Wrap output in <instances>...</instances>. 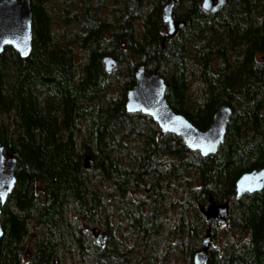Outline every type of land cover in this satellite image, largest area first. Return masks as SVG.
Masks as SVG:
<instances>
[{
	"label": "trees",
	"instance_id": "1",
	"mask_svg": "<svg viewBox=\"0 0 264 264\" xmlns=\"http://www.w3.org/2000/svg\"><path fill=\"white\" fill-rule=\"evenodd\" d=\"M200 1L175 2L173 17L185 26L168 37L161 16L166 0H60L59 19L70 30L54 40L46 0H30L28 56L10 47L0 55V145L16 162L14 186L0 206V264H55L66 245L76 248L80 264H116L126 253L111 242L109 214L100 225L108 244L87 241L77 222L98 214L95 183H112L117 200L128 184H142L147 201L130 202L121 212L138 214L128 226L149 240L157 229L153 203L160 199L151 182L164 178L186 190L175 224L180 251L190 242L188 264L202 245L198 206L208 196L228 203L226 223L243 237L210 247L205 264H264V186L240 198L234 189L241 173L264 168V0H228L215 12L202 10ZM105 55L117 61L110 72L101 63ZM141 64L160 72L167 103L198 129L219 106H229L216 153L201 156L179 137L160 135L148 116L126 112L125 91ZM69 205L75 221L64 215ZM28 238L32 245L24 251Z\"/></svg>",
	"mask_w": 264,
	"mask_h": 264
},
{
	"label": "water",
	"instance_id": "2",
	"mask_svg": "<svg viewBox=\"0 0 264 264\" xmlns=\"http://www.w3.org/2000/svg\"><path fill=\"white\" fill-rule=\"evenodd\" d=\"M177 0H166L162 8V20L166 26V35L172 37L184 26L185 21L176 20L172 9ZM228 0H201L204 11L214 12L226 5ZM5 47L12 48L21 58L28 56L31 47V9L30 0H0V55ZM264 60V54L261 55ZM101 63L105 71L110 72L117 66V61L110 55L103 56ZM134 83L126 90L124 109L128 113H140L148 116L157 126L159 134L171 133L178 136L183 145L197 151L201 156L214 154L223 141L225 129L230 116L227 105L219 106L212 115L211 121L204 129L195 127L184 115L175 112L167 103L164 93L167 83L154 69L148 72L141 64L134 69ZM264 84V72L262 74ZM15 158L4 154L0 145V205L11 192L15 182ZM84 167H88V159L84 157ZM264 186V168L245 171L235 180L236 197L245 193L259 191ZM229 208L227 202L216 203L210 196L207 205L198 207L206 223L202 238L203 245L192 255L193 264H205L210 246V229L213 223L220 224L227 220ZM90 231L99 244L103 243L102 234L94 228ZM2 235L0 226V237Z\"/></svg>",
	"mask_w": 264,
	"mask_h": 264
},
{
	"label": "rangeland",
	"instance_id": "3",
	"mask_svg": "<svg viewBox=\"0 0 264 264\" xmlns=\"http://www.w3.org/2000/svg\"><path fill=\"white\" fill-rule=\"evenodd\" d=\"M60 0H46V9H49L50 17L52 18V34L53 39L57 40L60 37L61 31L68 33L70 29H65L62 27V23L59 19L60 9H59ZM181 3H184V0H181ZM103 13H107V10H103ZM72 28V25H68ZM115 83V82H114ZM189 89L191 92V97H198V88L194 82H190ZM113 95L116 96L119 94V84L115 83L112 87ZM77 135H81L84 131L82 122L78 123ZM193 175H190L192 177ZM193 179V178H191ZM165 181V178L163 179ZM166 182V181H165ZM196 185V182L194 183ZM129 185V184H128ZM139 186V187H138ZM137 187L128 186V194L132 199L141 198L143 202L147 201L146 192L141 188L142 184L138 183ZM96 191L99 195L102 196L100 202V208L97 210V216L91 217L89 220L79 219L77 220L79 227L85 230L87 241H93L92 235L90 233V228H94L96 231H103L102 227V217L103 213L109 214V220L112 225V234L111 241L115 244H120V248L117 249L119 253H126V250H131V253L126 256L124 262L117 264H134L139 260L141 264H188V244H184V248L180 251L177 246L179 239V233L176 227H173V223L178 219L177 214L179 213L176 203L179 199H186V190L185 187L178 185L174 188L172 187V181L167 180L166 183L161 184V189L166 195V199L171 200L173 198L174 204L170 205L165 200L158 199V205H155V213L158 221L157 229L155 236L146 240L143 236L139 237L137 233H134L130 228V220L128 217L123 215L121 210L116 206L115 202L111 201L108 204L110 199V193L112 192V186L109 181L104 183L97 181L95 183ZM109 192V193H108ZM116 196V194H114ZM109 198V199H108ZM179 206V204H178ZM141 214L146 213L147 207H141ZM67 215L72 221H75L77 214L74 210L73 205L66 206L64 208V215ZM106 215V214H105ZM205 227V223L203 228ZM214 229H211L210 236V247L213 249H220L221 246L229 239H241L243 235L238 236L237 232L233 228L228 227L227 223L215 225ZM144 232V231H143ZM213 232V234H212ZM145 233V232H144ZM204 236V230L201 237V240ZM104 244H108L104 241ZM32 245V239L28 238L24 244V251H29ZM201 245L196 244V249H199ZM209 247V248H210ZM194 248V245L192 246ZM193 249L194 251L196 250ZM131 255V256H130ZM27 257V256H26ZM55 264H80L79 256H77L76 248L74 246L66 245L59 248L58 259ZM111 264H114L111 262Z\"/></svg>",
	"mask_w": 264,
	"mask_h": 264
},
{
	"label": "flooded vegetation",
	"instance_id": "4",
	"mask_svg": "<svg viewBox=\"0 0 264 264\" xmlns=\"http://www.w3.org/2000/svg\"><path fill=\"white\" fill-rule=\"evenodd\" d=\"M159 177H164V176H159ZM166 183L165 181H154V182H151V185H152V187H153V191H155L157 188H160V190L159 191H156V193H157V195H158V197H160V199H163V200H165L164 201V203L163 204H165V202H167L168 204H170V205H173L174 204V200H173V198L171 199V200H169V199H166V195H165V193H164V191L161 189V184L162 183ZM178 185V181L177 180H173L172 181V187L174 188L175 186H177ZM111 186H112V192L110 193V199H109V201H108V204H110L109 202H111V201H113V202H115V204H116V206L120 209V210H124V209H126V206H127V204L128 203H130V202H134V201H137L139 198H137V199H132V198H130L129 197V194H128V191H127V189H126V196H125V198L123 199V200H117V195L115 196L114 194H116V192L114 191V187H113V185H112V183H111ZM129 186V185H128ZM127 186V187H128ZM109 193V192H108ZM101 199H102V196L101 195H98L97 196V203H98V208H100L99 206H100V202H101ZM178 203H179V201L176 203V207H178ZM159 203H158V201L156 202V203H153V206L155 207V205H158ZM139 212H141V210H140V208H139ZM140 215H141V213H140ZM137 216H138V214L136 215V214H132V215H130L129 217H132V219L134 218V219H138L137 218ZM129 217L127 218V219H129ZM110 221V220H109ZM157 225H158V221H157V224H156V226L155 227H157ZM216 225V224H215ZM110 226L112 227V225H111V222H110ZM173 227H176V224H175V222L173 223ZM177 231H178V229H177ZM102 233H103V236L105 237V235H104V231H101ZM106 239V238H105ZM106 241V240H105ZM94 242V241H93ZM112 242V241H111ZM95 243V242H94ZM113 244H114V247H116L117 249L118 248H120V244H115L114 242H112ZM97 244V243H96ZM98 245V244H97ZM130 253H131V250H130ZM129 254L127 253V255H124L123 257H121L120 258V261H119V263H121V262H124V260H125V258H126V256H128ZM131 256V255H130ZM118 262V261H117ZM117 264V263H116Z\"/></svg>",
	"mask_w": 264,
	"mask_h": 264
},
{
	"label": "bare ground",
	"instance_id": "5",
	"mask_svg": "<svg viewBox=\"0 0 264 264\" xmlns=\"http://www.w3.org/2000/svg\"><path fill=\"white\" fill-rule=\"evenodd\" d=\"M184 21V20H183Z\"/></svg>",
	"mask_w": 264,
	"mask_h": 264
}]
</instances>
